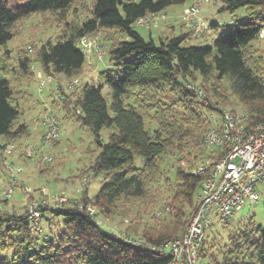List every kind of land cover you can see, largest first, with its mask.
<instances>
[{"label":"trees","instance_id":"16d2710c","mask_svg":"<svg viewBox=\"0 0 264 264\" xmlns=\"http://www.w3.org/2000/svg\"><path fill=\"white\" fill-rule=\"evenodd\" d=\"M186 1L0 0L2 166L3 152L30 135L21 119L22 104L32 99L26 87L38 63L57 83L62 118L93 133L99 150L88 170L104 181L92 196L83 188L76 199L36 202V219L28 211L34 198L30 191H24L20 210L0 208V264H167L169 258L157 248L184 232L203 180V174L194 173L196 165L206 156L218 157L208 155L202 143L210 113L236 112L223 106L231 99L249 124H264V56L252 45L264 30V0H221L220 10L243 8L246 17L207 45L191 44L200 37L191 30L161 36L157 43L135 30L137 19ZM35 14L51 15L58 32L6 48ZM206 28L217 29V24ZM101 33L110 66L80 82L85 54L77 42ZM74 78L73 88H62V80L67 84ZM103 129L105 143L99 135ZM51 161L40 159L39 171L51 170ZM164 165L174 170L173 180ZM149 192L165 195V201L151 207L154 224L119 235L97 223L99 216L135 217L127 204L145 201ZM1 202L6 204L7 197ZM198 264H264V226L250 215L218 248L213 238L205 239Z\"/></svg>","mask_w":264,"mask_h":264},{"label":"rangeland","instance_id":"374dc122","mask_svg":"<svg viewBox=\"0 0 264 264\" xmlns=\"http://www.w3.org/2000/svg\"><path fill=\"white\" fill-rule=\"evenodd\" d=\"M194 2H198V11L194 15L195 23L186 26L187 23H185L183 18H185L187 8ZM222 5L221 0H187L183 4L165 9L158 17H153L148 25L135 24L134 28L145 40L151 38L155 43L158 42L159 37L172 33L178 35L180 32L191 30L196 35V30L198 32L203 31L204 37L200 36L190 42L193 45H207L212 39L217 38L226 29L246 17L243 8H238L233 13H230L229 11L220 10ZM183 7L185 8L182 11ZM163 14L165 15L164 17H162ZM67 17L70 19L71 15ZM54 21L55 19L49 14H35L27 18L20 25L21 28L19 27L20 34L18 37L8 41L6 48L13 49L26 42L27 44H34L37 40L41 41L46 39V37L54 36L59 30V28L55 29L54 25L56 24H54ZM213 23L217 24V29H209L205 33L206 25ZM101 37H103L102 33L96 37L89 38L94 42L93 50L90 53L82 51L85 53V69L80 82L94 79L99 71L110 66L104 50L105 42H103ZM252 45L257 47L264 56V30L252 42ZM33 71L34 78L26 87L32 99L22 104L24 113L21 118L29 125L30 135L28 138L20 140L19 145H12L6 149L9 152L15 146L11 156L3 153V157H5L4 163H10L12 167L20 168V171L15 172V180L12 183L8 182L7 171L0 161V208L7 207L8 209L20 210L26 203V189L32 193L34 198L38 196L36 199L33 198L32 201L34 202L42 201L43 197L37 193V190H44V194L48 196L49 204L52 205L61 198L64 200L79 198L83 188L87 190L89 196H92L104 183L102 175L91 177V172L88 170L99 150L94 142L93 133L87 127H81L72 120L62 118V111L58 104V92L55 90L57 87L56 81L53 79L47 80V75L43 73L38 63L33 64ZM40 80L45 82L41 92L37 91ZM61 86L66 90V81L62 80ZM230 101L232 102L229 99L228 102L223 104L224 108H234L237 112H241V107ZM45 113L55 115L59 126L57 141L50 145H42L40 142V136L44 131L40 121ZM99 135L101 141L105 143L107 141V130H101ZM26 145L33 146L35 149L31 158H27L30 156L24 154ZM19 149L26 159L22 160L16 157ZM44 157L50 158L49 161L52 160L49 163L51 170L41 173L38 161L40 159L42 162L45 161ZM43 165L42 167H45ZM135 165H141L140 159H135ZM164 168L169 179L173 180L174 170L169 166L165 167V165ZM9 185L12 187V192L7 195ZM149 193L152 195H149L145 201H132L127 204L135 217H130L126 213L106 219L99 216L96 220L97 223L105 232L119 235L123 234L124 231H140L145 226L154 224L155 218L151 216V207L156 202L158 205V203L165 201V195L160 196L152 192ZM5 197H7L6 204L1 202ZM44 215L51 217L48 212L44 213ZM250 215H253L254 220L258 224L264 226V205L261 198L253 206L244 205L239 207L227 226L214 220L205 229L206 239L213 238L215 247L218 248L226 239L228 232L232 231L240 220Z\"/></svg>","mask_w":264,"mask_h":264},{"label":"built area","instance_id":"2783aa9c","mask_svg":"<svg viewBox=\"0 0 264 264\" xmlns=\"http://www.w3.org/2000/svg\"><path fill=\"white\" fill-rule=\"evenodd\" d=\"M197 3H192L186 10L183 18L186 26L195 23ZM153 17L151 15L139 18L135 24L148 25ZM195 33L201 36L203 31L196 30ZM77 45L85 53H90L94 42L88 37H82ZM49 79L51 78L47 76V80ZM77 83L78 79L74 78L66 87L71 89ZM38 84L40 91L45 82L40 80ZM40 123L44 127L40 142L42 145H50L58 137L57 119L55 115L45 113ZM202 143L211 152L207 151L208 155L218 157L206 156L196 165L194 173L203 174V180L184 232L180 237L157 248L158 253L169 258L167 264H198L202 244L206 239L205 229L214 220L225 224L239 207L253 206L260 198L264 205V124H249L242 112H211L209 129L205 132ZM34 151L33 146L26 145L24 154L31 156ZM43 159L50 160L45 157ZM4 167L8 174V182L12 183L15 180V172H19L20 168L12 167L10 163H4ZM11 192L12 187L9 185L6 194L9 195ZM38 193L43 197V203L49 201L44 190L40 189ZM57 201L65 200L61 198ZM35 205L34 201L28 205L29 215L34 219L39 216ZM159 213L158 211L156 215Z\"/></svg>","mask_w":264,"mask_h":264},{"label":"crops","instance_id":"0c3cea01","mask_svg":"<svg viewBox=\"0 0 264 264\" xmlns=\"http://www.w3.org/2000/svg\"><path fill=\"white\" fill-rule=\"evenodd\" d=\"M184 8L185 7H183L182 8V11L184 10ZM165 15L163 14V16L162 17H164ZM158 17V16H157ZM156 19H158V18H156ZM208 30L206 29V31H205V33L207 32ZM204 33H202V35H203ZM204 37V36H203ZM38 91V90H37ZM42 90H40V92H41ZM35 102H36V100H35ZM15 148V146L13 147V149ZM12 149V150H13ZM12 150H10L9 152H7V150H5L3 153H6L8 156H11V153H12ZM21 155V150L19 149V151H18V155L16 156L18 159H20V156ZM5 162V161H4Z\"/></svg>","mask_w":264,"mask_h":264}]
</instances>
